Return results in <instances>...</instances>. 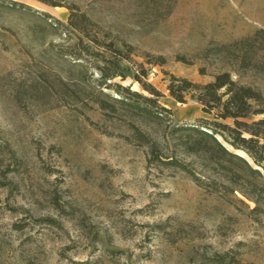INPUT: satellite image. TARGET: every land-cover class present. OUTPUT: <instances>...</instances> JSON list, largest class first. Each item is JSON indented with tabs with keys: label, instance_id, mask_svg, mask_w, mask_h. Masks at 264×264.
<instances>
[{
	"label": "rangeland",
	"instance_id": "1",
	"mask_svg": "<svg viewBox=\"0 0 264 264\" xmlns=\"http://www.w3.org/2000/svg\"><path fill=\"white\" fill-rule=\"evenodd\" d=\"M12 1L27 7L0 5V264H264L263 180L234 160L178 155L200 180L166 165V119L131 115L113 84L147 93L130 75L103 85L97 69L113 42L172 125L210 119L188 96L175 102L167 80L228 70L264 96V42L249 52L260 72H237L235 48H220L264 31V0ZM72 6L86 37L68 28ZM244 194L261 196L256 210Z\"/></svg>",
	"mask_w": 264,
	"mask_h": 264
},
{
	"label": "trees",
	"instance_id": "2",
	"mask_svg": "<svg viewBox=\"0 0 264 264\" xmlns=\"http://www.w3.org/2000/svg\"><path fill=\"white\" fill-rule=\"evenodd\" d=\"M51 7H58L57 4L48 0H35ZM0 5L12 8L15 6L27 7L12 0H2ZM69 11L68 28L83 35V27L73 23L74 6L66 7ZM48 16V15H47ZM50 17V16H48ZM84 21L87 18L82 16ZM264 42V31H258L254 37L244 38L228 45H221V49H234L238 53L237 72L254 71L260 72L259 55L253 51L255 43ZM89 42H96L89 40ZM108 56L101 58L103 65L98 67V76L101 84L115 78L124 80L127 76L140 85L141 89L147 93L143 95L131 91L129 87L113 84L114 92L119 96L114 102L125 108L131 115H144L158 121L166 119L167 136L163 142L168 147L171 143V156L166 162L168 166L175 167L188 174L194 180H200L178 157H196L205 163L220 164L223 162L237 161L244 168L246 180H263L264 185V96L258 87L243 84L232 79L231 72L222 70L212 75V80L204 83H193L184 78L170 75L166 89L169 96L177 103L185 104L186 97L200 106V111L209 116L210 119L200 118L192 124L172 125L171 110L159 105L162 94L145 79L146 70L140 66L139 73L131 72L127 63L128 55L122 54L115 48L113 42L107 45ZM235 52V53H236ZM183 59V58H182ZM183 61V60H181ZM165 60L161 56L152 58L148 61L149 65H163ZM200 74L205 75V70L200 69ZM237 75V73H236ZM240 75V74H238ZM99 101L101 109L106 108L103 101ZM257 118V120H252ZM136 134L150 143L151 153H158V142L151 140L134 128ZM215 137H219L223 143L230 146L233 150L244 152L253 162L249 165L242 158L229 152L219 143ZM258 168V169H256ZM262 170V172H261ZM233 179V178H231ZM264 193V192H263ZM255 205L256 210L261 203V196L258 198L243 195ZM215 264H232L227 262L225 255L215 254L212 258ZM233 258H231V261Z\"/></svg>",
	"mask_w": 264,
	"mask_h": 264
},
{
	"label": "water",
	"instance_id": "3",
	"mask_svg": "<svg viewBox=\"0 0 264 264\" xmlns=\"http://www.w3.org/2000/svg\"><path fill=\"white\" fill-rule=\"evenodd\" d=\"M216 138V140L219 142V143H221L222 144V146L223 147H225L226 149H227V147L226 146H228V145H226L225 143H222V141H221V139L219 138V137H215ZM229 148H231L230 146H228ZM232 149V148H231ZM228 151H229V149H227ZM236 151V150H235ZM229 152H231V151H229ZM231 153H233V152H231ZM233 154H235L236 156H238V157H240V158H242L245 162H247L249 165H251V166H253V162L250 160V161H248V160H246L245 158H243L242 156H240L239 154H237V151L236 152H234ZM243 154H245L244 152H243ZM250 159V158H249ZM256 169H258V168H256Z\"/></svg>",
	"mask_w": 264,
	"mask_h": 264
},
{
	"label": "bare ground",
	"instance_id": "4",
	"mask_svg": "<svg viewBox=\"0 0 264 264\" xmlns=\"http://www.w3.org/2000/svg\"><path fill=\"white\" fill-rule=\"evenodd\" d=\"M184 110H185V109H184ZM185 112H186V111L183 112V110H182V112L180 111V113H181L182 115H183V113H185ZM222 143H223V142H222ZM226 147H227V149H229V151H232L233 153L236 152L235 150L229 148L228 146H226ZM237 154H239L240 156H242V157L245 158L246 160L250 161L249 157H248L246 154H243L242 151H237Z\"/></svg>",
	"mask_w": 264,
	"mask_h": 264
}]
</instances>
